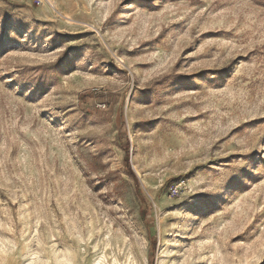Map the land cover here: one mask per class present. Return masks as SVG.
Listing matches in <instances>:
<instances>
[{
	"label": "rangeland",
	"instance_id": "374dc122",
	"mask_svg": "<svg viewBox=\"0 0 264 264\" xmlns=\"http://www.w3.org/2000/svg\"><path fill=\"white\" fill-rule=\"evenodd\" d=\"M50 2L0 0V264H264V0Z\"/></svg>",
	"mask_w": 264,
	"mask_h": 264
},
{
	"label": "built area",
	"instance_id": "2783aa9c",
	"mask_svg": "<svg viewBox=\"0 0 264 264\" xmlns=\"http://www.w3.org/2000/svg\"><path fill=\"white\" fill-rule=\"evenodd\" d=\"M43 1H46L49 5L51 4L50 0H43ZM181 186L182 185L180 184L175 185V187L172 189L171 196H175L176 194H178L179 190L181 189Z\"/></svg>",
	"mask_w": 264,
	"mask_h": 264
},
{
	"label": "trees",
	"instance_id": "16d2710c",
	"mask_svg": "<svg viewBox=\"0 0 264 264\" xmlns=\"http://www.w3.org/2000/svg\"><path fill=\"white\" fill-rule=\"evenodd\" d=\"M130 175H132L131 171H129Z\"/></svg>",
	"mask_w": 264,
	"mask_h": 264
}]
</instances>
